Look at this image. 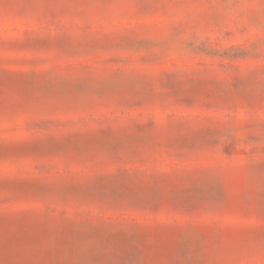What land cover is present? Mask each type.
<instances>
[{"label":"rangeland","instance_id":"374dc122","mask_svg":"<svg viewBox=\"0 0 264 264\" xmlns=\"http://www.w3.org/2000/svg\"><path fill=\"white\" fill-rule=\"evenodd\" d=\"M0 264H264V0H0Z\"/></svg>","mask_w":264,"mask_h":264}]
</instances>
